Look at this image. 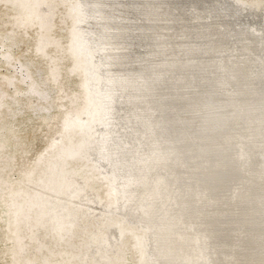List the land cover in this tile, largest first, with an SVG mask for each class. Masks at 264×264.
Masks as SVG:
<instances>
[{"label":"bare ground","instance_id":"1","mask_svg":"<svg viewBox=\"0 0 264 264\" xmlns=\"http://www.w3.org/2000/svg\"><path fill=\"white\" fill-rule=\"evenodd\" d=\"M262 35L264 0H0V264H264Z\"/></svg>","mask_w":264,"mask_h":264},{"label":"rangeland","instance_id":"2","mask_svg":"<svg viewBox=\"0 0 264 264\" xmlns=\"http://www.w3.org/2000/svg\"><path fill=\"white\" fill-rule=\"evenodd\" d=\"M257 27V26H256ZM257 28H259V27H257ZM234 35V34H233ZM263 36V38H264V35H262ZM237 38L236 37H234V40H236ZM240 42V41H239ZM241 43V42H240ZM243 43V46H244V50H245V54H243L242 53V57H245V58H248L247 60H249V59H254L255 60V58H256V55L252 52V48L250 47V46H247V45H245V43L246 42H242ZM20 48H16L15 49V52H17V51H20L21 49H24V47H25V45L24 44H20V46H19ZM244 55V56H243ZM1 71H4V69H1ZM42 72H43V70H42ZM62 89H64V90H62V92H66V95H69L68 94V92H70L69 91V89L66 87V88H63V86H62ZM68 89V90H67ZM67 90V91H66ZM62 92H60V96H58V98L59 97H61L62 96ZM51 95H53V93L51 94ZM54 96H56V94L54 95ZM56 102H59V100H56ZM53 110H51V112H52ZM48 122H50V126H44V125H41L39 122H37V120L35 119L34 121H33V127H32V129H33V132H36V134H35V137H33V132H32V130H30V129H26L24 132H23V135H26L27 137V139H29V140H31V142H32V144H30V146H28L29 148H31V150H28V148H27V150H26V152H24V156H26V154H28L29 153V155L28 156H26V158H28V160H26V158H24V160H22V158L21 159H19V160H22V162H24V164H22V162H18V168H15L14 170H13V172L14 173H16V172H20L21 173V171L28 165V164H26V163H29L30 162V159H31V157L35 154V152L37 151V150H39L42 146H43V142H44V140H46L47 141V138H46V136H48V134L50 133V131L49 130H51L52 129V120H49ZM34 126H42V130H44V132H41L40 131V129L39 130H36V128H34ZM40 134H42V135H40ZM45 134V135H44ZM45 138V139H44ZM45 143V142H44ZM22 155V156H23ZM21 164V165H20ZM19 173V174H20ZM19 174H18V176H19ZM14 176H16V174H14ZM91 185V186H90ZM88 186H90V188L91 189H93V190H96L95 188H94V186H92V183H90V184H88ZM106 192V191H105ZM105 197V198H104ZM100 196V194H99V199H100V202H105V203H108V204H113V203H115V197L113 196ZM84 199H86V200H84ZM83 200L84 201H86V202H88V205L89 206H91L92 204L87 200V198H83ZM93 213H98V210H95L94 209V211H93ZM98 219L100 220V219H102V217L100 216V217H98ZM119 225V227H120V231L124 234V236H127V239H128V241H130V240H134V233H132L133 232V229L130 227V226H127V225H124V224H121V223H119L118 224ZM122 225H124V226H122ZM125 230H129L130 232H127V231H125ZM132 231V232H131ZM137 236V235H136ZM111 239L113 240V236H112V233H111ZM132 246L134 247V242H132ZM115 249H117L118 248V244H115ZM92 250H94L95 248H91ZM90 249V250H91ZM118 250V249H117ZM113 252V251H112ZM138 257V256H137Z\"/></svg>","mask_w":264,"mask_h":264}]
</instances>
